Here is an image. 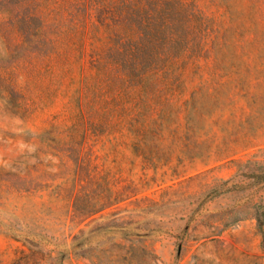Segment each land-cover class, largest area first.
Returning <instances> with one entry per match:
<instances>
[{
	"label": "rangeland",
	"instance_id": "rangeland-1",
	"mask_svg": "<svg viewBox=\"0 0 264 264\" xmlns=\"http://www.w3.org/2000/svg\"><path fill=\"white\" fill-rule=\"evenodd\" d=\"M264 0H0V264H264Z\"/></svg>",
	"mask_w": 264,
	"mask_h": 264
},
{
	"label": "trees",
	"instance_id": "trees-1",
	"mask_svg": "<svg viewBox=\"0 0 264 264\" xmlns=\"http://www.w3.org/2000/svg\"><path fill=\"white\" fill-rule=\"evenodd\" d=\"M261 220V224L264 223V218L263 219H260Z\"/></svg>",
	"mask_w": 264,
	"mask_h": 264
}]
</instances>
